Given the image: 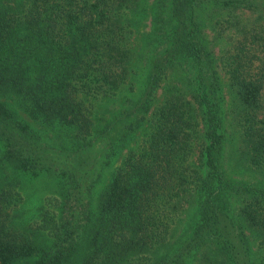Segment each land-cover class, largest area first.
<instances>
[{
    "label": "trees",
    "instance_id": "16d2710c",
    "mask_svg": "<svg viewBox=\"0 0 264 264\" xmlns=\"http://www.w3.org/2000/svg\"><path fill=\"white\" fill-rule=\"evenodd\" d=\"M263 19L264 0H0V264H264V182L229 171L218 75L236 99L238 162L264 170ZM221 21L241 36L218 57L203 28ZM170 74L178 83L148 117ZM102 100L119 103L106 118ZM13 103L57 132L56 151L98 138L116 141L111 154L149 129L97 202L65 214L67 173L46 165L47 143ZM37 172L62 186L60 209L20 223V177ZM189 200L194 219L174 243Z\"/></svg>",
    "mask_w": 264,
    "mask_h": 264
},
{
    "label": "rangeland",
    "instance_id": "374dc122",
    "mask_svg": "<svg viewBox=\"0 0 264 264\" xmlns=\"http://www.w3.org/2000/svg\"><path fill=\"white\" fill-rule=\"evenodd\" d=\"M148 1L151 2V0ZM235 11L240 14L242 20L246 18L253 19L257 14L256 11L252 12L250 10L241 12V7L236 8ZM149 30L150 13L143 18L139 25L138 32L134 34V43L136 45L140 44ZM203 30L207 35V39L214 41L213 46L218 57L229 44L241 36V33L236 31L233 32V28H228L223 21H221V24L218 23V25H214V27L210 24H206ZM218 71L220 91L223 96L224 133L226 135L223 157H226L229 171L233 176L256 182H264V170L247 165L246 163L238 162L237 142L240 140L241 127L235 121L232 111V106L236 99L226 72L220 66L218 67ZM176 78L177 77L171 76L170 74L164 78L161 85L156 88L155 95L151 100L148 117L152 109L162 101L167 88L170 87L171 84L178 83ZM13 105L18 110L20 117L34 127L38 133L41 134L43 142L47 143V148L41 150L46 165L59 168L67 173L69 199H67V207L65 206V214L68 212H76L78 215L83 203L88 206L89 199H91L92 205L97 202L99 193L109 185L113 173L118 166L121 165L128 150L137 148L141 139L144 137L143 135L149 129L148 121L144 120L141 125L131 133L127 143L111 154L109 153L111 152L110 146L111 144L114 145L116 141L112 142L106 139L107 142L105 139L98 138L93 140L90 147L81 149L79 154L75 152L69 153L68 150L56 151L51 144L57 143L62 139L60 136H57V132L35 120L30 114L26 113L22 107L17 106L15 103H13ZM118 105L119 103L116 104L111 101L107 102V100H102L97 102L96 109L100 110L101 116L106 118ZM115 134V132H112L109 137H115ZM230 154L233 159L229 162L228 157ZM70 172H73L75 175V181L73 182L70 178ZM44 176L45 175L40 172L21 175L20 179L24 187L20 191L22 195L18 217L20 223L24 222L27 224L30 222L36 225L42 222L44 215L55 216L56 218L62 199V186H54L52 180ZM64 180H66L65 176ZM68 206H71V208L69 209ZM195 207L196 203H191L189 200L180 210L178 218L172 227V241L174 240V243L176 241L178 243L179 239L186 233L189 224L194 219ZM252 247H257V242H254Z\"/></svg>",
    "mask_w": 264,
    "mask_h": 264
}]
</instances>
